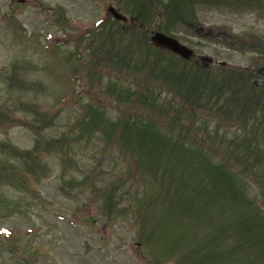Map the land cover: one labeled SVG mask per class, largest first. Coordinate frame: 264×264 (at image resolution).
Returning a JSON list of instances; mask_svg holds the SVG:
<instances>
[{"label":"rangeland","instance_id":"rangeland-1","mask_svg":"<svg viewBox=\"0 0 264 264\" xmlns=\"http://www.w3.org/2000/svg\"><path fill=\"white\" fill-rule=\"evenodd\" d=\"M165 1L149 30L195 62L127 30L131 0H0V264H264V131L169 81L208 71L180 79L229 97L239 70L264 78V0H178L170 20ZM135 140L158 151L137 163Z\"/></svg>","mask_w":264,"mask_h":264},{"label":"trees","instance_id":"trees-1","mask_svg":"<svg viewBox=\"0 0 264 264\" xmlns=\"http://www.w3.org/2000/svg\"><path fill=\"white\" fill-rule=\"evenodd\" d=\"M169 4H172L171 0H170ZM142 8H144V4L141 5V7L137 10L135 15H136V18L139 20V23L144 26V25H146V23H148V19H147L146 15L144 16V14H142V11H141ZM154 17H155V14H153V19H154ZM159 30H162V29L159 28ZM158 52H161V51H158ZM146 55L147 56L142 60L141 65H147L149 67V69L151 70L150 73H152V71H154L155 68L157 69V64H158L159 58L155 57V55H154L153 60H151V62H150L148 60L149 52H147ZM261 71L262 70H257L255 72L239 71L237 74V77H236L238 79V85L240 82L244 83V85H242V86L239 85L237 88V90L239 91L240 94L234 93L233 95H229V97H228V95L225 97L226 93L224 90L223 82H220L219 84H213V85L210 83L208 85V82L206 83V85H198L195 82L188 83V84H185V83L182 84V80L180 79V78L184 77L183 78V80H184L186 75H189V76L195 75L199 78L200 81H202V79L206 78V77H208L210 79L208 71L207 72L202 71L201 74H197V73L189 74V73L185 72L184 70L178 71L177 73H175V74H178V78L171 73L169 81H172L171 83L175 87L179 86V88L183 92L184 96L186 95L184 92V88L187 87V89L189 91L193 92V94L195 96L194 99H197L200 93H201V95H204L206 89H208V87H209L208 93H211V97L213 98L212 102L210 103V106H212V105L215 106L216 110L223 113L224 115H230L233 113L234 108L236 109V107H241L240 116L244 119V122H246L248 120L250 121V123H251L249 125L251 128L250 130L254 131V132L255 131L256 132H259V131L263 132L264 131V78H262L260 75ZM163 73L165 75L167 74V73H165L164 70L161 72V74H163ZM180 75H182V76H180ZM111 89L112 88H110V90ZM115 90L116 89H114V91ZM117 94L119 96H123L124 98H127L126 96H124L122 94V90H119V92H117ZM220 98H222V101H219ZM220 106H223V107L220 108ZM225 106H228L229 109ZM257 107H260V108L257 109ZM92 111L95 113L96 116L99 115L97 110H92ZM256 113L260 114L261 116L259 118L253 119V117L256 115ZM136 133L137 132H133V134H136ZM161 137L167 139L166 136H161ZM125 139H126V135L124 137V140ZM180 141H182V140H180ZM128 144H130V143H128ZM150 144L157 145L155 141H151ZM171 147H173V146H171ZM130 148H131V151H134V153L137 156V163H140V160H139L140 157L142 158L143 156L146 157L147 155H153L158 151L157 148H151V149L147 148L144 151L143 140H140V141L135 140V142L132 143V147H130ZM14 151L15 150L10 148V147L7 148L8 153H11L14 156H16ZM164 153H166V156L168 158H170L174 153V147L169 149V155L165 151H164ZM19 155H20L21 159L24 161V164L25 165L28 164L27 171L29 173H33V171L35 169L33 165L37 163L36 159H35V155H33L32 153H29V152H24L23 154L19 153ZM141 161H142V166H143L144 161L142 159H141ZM220 166L221 167L217 166V168H216V169H218V168L221 169V171H219V172H222L224 174H225L224 170L228 172V170H226L224 168L223 164H220ZM225 175L232 177V176L227 175V174H225ZM15 180L20 184H24V183H22L23 179L15 178ZM233 184H234V182H233ZM0 205H1V202H0ZM260 226L262 229H264V223H262Z\"/></svg>","mask_w":264,"mask_h":264},{"label":"water","instance_id":"water-1","mask_svg":"<svg viewBox=\"0 0 264 264\" xmlns=\"http://www.w3.org/2000/svg\"><path fill=\"white\" fill-rule=\"evenodd\" d=\"M109 12L116 20L125 21V18H123L120 14H118L115 10L112 8L109 9ZM151 43L157 47V48H163L170 52H172L175 55H178L179 57L188 60L191 58L192 53L187 50L184 47H181L175 40L166 37L162 34L156 33L151 37Z\"/></svg>","mask_w":264,"mask_h":264},{"label":"snow or ice","instance_id":"snow-or-ice-1","mask_svg":"<svg viewBox=\"0 0 264 264\" xmlns=\"http://www.w3.org/2000/svg\"><path fill=\"white\" fill-rule=\"evenodd\" d=\"M4 231H7V229H5Z\"/></svg>","mask_w":264,"mask_h":264}]
</instances>
